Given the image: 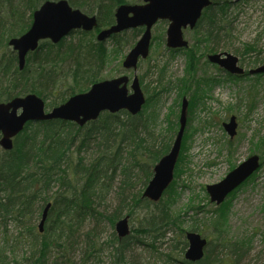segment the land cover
Returning <instances> with one entry per match:
<instances>
[{
  "label": "trees",
  "instance_id": "obj_1",
  "mask_svg": "<svg viewBox=\"0 0 264 264\" xmlns=\"http://www.w3.org/2000/svg\"><path fill=\"white\" fill-rule=\"evenodd\" d=\"M47 1L59 0H0V103L34 94L52 109L102 81L108 49L97 41L94 33L115 23L116 9L120 5L142 2L66 0L72 8L96 16L99 28L91 33L75 31L56 45L42 42L37 51L27 56L25 67L20 70L17 54L10 51L9 41L31 28L34 13ZM212 1L213 5L204 11L193 30L196 45L184 52L189 59L187 72L192 81H182L181 88L185 95L193 90L192 101L201 84L214 82L206 74L199 79L194 77L201 59L210 53L223 52L227 48L221 44L230 42L232 37L229 18L236 3L233 0ZM110 40L116 49L122 48L124 40L120 35ZM197 45L204 48L205 54H198ZM253 53L259 61L254 66L264 65L255 47L247 46L238 55L243 60ZM150 101L148 98L144 110L137 116L127 111L105 112L83 127L63 121L29 123L14 139L11 151L0 147V264H58L62 256L67 258L68 254L70 258L77 243L75 233L85 221L92 220L95 227L85 234V248L81 251L83 259H88L100 252L97 234L101 222L115 227L124 217L133 218L142 212L140 226L133 228L131 237L119 239L113 233L116 260L125 264L129 239H134L135 235H151L157 240L165 235L167 228L175 226L165 199L153 204L143 198L141 191H135L138 182L143 186L150 182L155 165L170 152L174 142L173 136L163 140V136L148 131L145 114ZM118 178L121 179L114 201L116 207L110 209L107 198ZM173 187L174 184L166 191L168 197ZM49 204L44 231L40 233L37 221L42 219ZM100 208L102 212L98 211ZM225 210L226 206L218 208L220 217H225ZM216 225V244L208 245L204 259L197 263L183 259L182 264H242L246 254L242 246L228 242L225 231L219 228V223ZM8 227L17 232L10 237L13 242L29 246V254L23 262L16 260L17 247L9 243ZM180 231L184 240H177L174 248L180 246L184 253L188 244L185 232ZM192 231L199 232V229ZM136 240L143 243L142 239ZM55 251L59 254L51 260ZM165 256L163 264H172L171 255ZM60 264H69L68 259Z\"/></svg>",
  "mask_w": 264,
  "mask_h": 264
},
{
  "label": "rangeland",
  "instance_id": "obj_2",
  "mask_svg": "<svg viewBox=\"0 0 264 264\" xmlns=\"http://www.w3.org/2000/svg\"><path fill=\"white\" fill-rule=\"evenodd\" d=\"M235 3L229 18L233 29L232 37L230 42L225 41L221 44V47L227 48L223 52L242 60L238 54L247 46L255 47L259 53V60L264 62V0H241ZM168 25V22H159L153 27L149 57L139 62L136 71L124 70L122 63L141 38L143 30H131L120 34L124 42L119 49L112 45L110 39L104 42L108 53L102 81L127 76L130 89L134 78L139 79L146 99H151L145 114L148 131L163 136V140L172 136L175 140L180 128L182 102L184 98L189 101L187 127L175 167L174 187L171 193L169 192L171 194L169 197L168 194H164L162 198L169 203L175 226L167 228L165 235H160L157 240L151 235H135L134 239H129L124 263L163 264L167 259L165 255H171L172 264H182L185 252H181L180 246L174 248L177 240H184L180 230L189 233L199 229L209 244L215 245L214 228L219 223V228L225 231L224 237L228 242L239 243L245 251L242 264H264V75H248L239 80L230 79L226 72L219 71L208 63L207 55L201 59L194 77L199 79L206 74L211 76L214 82L209 85L201 84L196 101H192L193 90L185 95L181 88L184 84L182 81L186 83L192 81L187 72L189 59L184 50L172 53L167 48ZM193 30L189 28L184 30V38L189 42V48L196 45ZM100 31L94 35L97 36ZM197 47L200 48L199 45ZM10 51H13L12 48ZM204 52V48L198 50L200 56L205 54ZM242 62L240 61V65L246 72L262 67L254 66L259 62L255 58V53L248 54ZM231 117H236L238 123L237 135L232 139L223 127L225 123H229ZM91 155L92 152L89 153V157ZM252 156H258L261 164L254 177L221 206L211 203L206 187L221 182L233 169ZM120 179H117L115 189L111 190L107 198L110 209L116 207L114 201ZM148 184L143 186L138 182L135 191L144 193ZM222 206H226L223 218L218 211ZM98 211L102 212V209ZM142 216V212H139L130 218L131 230L140 226ZM40 222L41 218L38 219L37 226ZM94 227L92 220H87L81 225L75 233L77 243L72 255L70 258L68 254L67 258L62 256L58 264L67 259L69 264H121L116 260L114 251L116 245L113 243V233L117 236L115 227L106 221L101 222L97 234L100 242L97 249L100 252L83 259L81 251L85 248V243L83 244L86 240L85 234L91 232ZM8 229L9 243L17 247L16 260L23 262V258L29 254V246L15 240L13 242L10 237L17 232L12 228ZM136 239H142L143 243H138ZM152 244L154 246H151ZM58 252L55 251L51 255V260H55Z\"/></svg>",
  "mask_w": 264,
  "mask_h": 264
},
{
  "label": "water",
  "instance_id": "obj_3",
  "mask_svg": "<svg viewBox=\"0 0 264 264\" xmlns=\"http://www.w3.org/2000/svg\"><path fill=\"white\" fill-rule=\"evenodd\" d=\"M238 1V0H237ZM211 0H143L142 5H122L116 11V23L99 33L97 39L103 42L113 35L144 28L145 31L123 62L126 70H137L140 59H147L150 52L152 29L160 21H168L167 47L179 50L188 47L184 39V30H193L203 15V11L212 5ZM98 27L97 18L90 17L78 9H73L68 1H48L33 15V24L29 31L9 41V46L18 55L19 68L23 70L27 55L39 48L40 42L51 41L58 44L76 30L91 32ZM212 64L218 65L232 75H243L238 57L229 54H214L208 57ZM251 75L264 74V66L250 71ZM129 78L122 76L94 84L91 89L71 97L65 104L47 112L45 102L37 95L18 97L8 103H0V146L5 151L14 148V139L21 134L26 125L32 122L64 121L84 126L96 121L104 112L116 114L127 111L138 115L146 99L138 78H134L131 92L128 89ZM188 114V101L183 100L180 117V130L171 151L154 168V177L146 188L143 198L159 203L165 191L174 180L175 167L179 159ZM236 118L232 117L224 128L231 138L237 133ZM260 168V158L252 156L231 171L218 184L207 186L206 190L212 203L221 205L226 198L240 187ZM51 205L44 210L40 231L48 217ZM116 233L120 238L130 235L129 217L117 222ZM188 250L185 259L198 262L205 256L208 242L200 234L188 233Z\"/></svg>",
  "mask_w": 264,
  "mask_h": 264
}]
</instances>
